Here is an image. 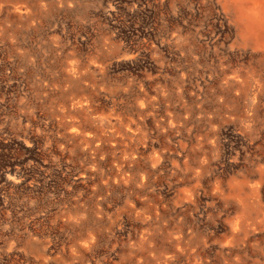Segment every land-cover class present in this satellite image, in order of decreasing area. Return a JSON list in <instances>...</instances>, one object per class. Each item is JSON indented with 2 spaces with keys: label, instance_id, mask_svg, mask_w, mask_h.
I'll use <instances>...</instances> for the list:
<instances>
[{
  "label": "rangeland",
  "instance_id": "1",
  "mask_svg": "<svg viewBox=\"0 0 264 264\" xmlns=\"http://www.w3.org/2000/svg\"><path fill=\"white\" fill-rule=\"evenodd\" d=\"M239 1L0 0V264H264V49ZM78 98L112 116L105 151L74 141Z\"/></svg>",
  "mask_w": 264,
  "mask_h": 264
},
{
  "label": "bare ground",
  "instance_id": "2",
  "mask_svg": "<svg viewBox=\"0 0 264 264\" xmlns=\"http://www.w3.org/2000/svg\"><path fill=\"white\" fill-rule=\"evenodd\" d=\"M218 1V0H217ZM237 1V0H236ZM231 2V1H230ZM222 5V4H221ZM226 6H228L227 5V3H226ZM230 6V5H229ZM227 8V7H226ZM231 8V7H230ZM236 9H237V11H238V16L240 17V18H242L243 20H244V27H243V33L245 34L242 38H244L246 41H250V42H253L254 43V45L256 46V47H259V48H263L264 49V0H241V1H239L238 3H236ZM206 11V10H205ZM226 12V11H225ZM224 12V13H225ZM236 12V11H235ZM229 13V12H228ZM228 13H226V14H228ZM231 14V13H230ZM234 14V13H233ZM232 22V21H231ZM238 25V24H237ZM237 29V28H236ZM239 37V36H238ZM218 38H219V36H218ZM240 38V37H239ZM238 39V38H237ZM241 40V39H240ZM243 40V39H242ZM231 41V40H230ZM236 41V40H235ZM237 42V41H236ZM239 42V41H238ZM233 43H235V42H233ZM241 43H243V42H241ZM187 44V43H186ZM236 45H238V44H236ZM241 45V44H240ZM252 46V45H251ZM187 47H189V45H187ZM224 47V46H223ZM182 49V48H181ZM217 49V48H216ZM218 50V49H217ZM243 50V49H242ZM216 51V50H215ZM219 51V50H218ZM254 51V50H253ZM190 52V51H189ZM214 52V51H213ZM217 52V51H216ZM215 53V52H214ZM252 53V52H251ZM222 54H224V53H222ZM230 54V53H229ZM261 54V53H260ZM257 55V54H256ZM189 57V56H188ZM220 57V56H219ZM255 57V56H254ZM187 58V57H186ZM217 58V57H216ZM221 58V57H220ZM259 58H261L260 56H259ZM259 58H258V60H259ZM157 59V58H156ZM249 59V58H248ZM210 60V59H209ZM215 60V59H214ZM263 60V59H262ZM217 61V60H216ZM223 61V60H222ZM253 61V60H252ZM261 61V60H260ZM163 62V61H162ZM227 62V61H226ZM236 62V61H235ZM241 62V61H240ZM254 62V64H255V62L256 61H253ZM193 63V62H192ZM218 63V62H217ZM261 63V62H260ZM210 64V63H209ZM245 64V63H244ZM247 64V63H246ZM253 64V65H254ZM211 65H212V63H211ZM214 65H216V64H214ZM228 65H229V63H228ZM240 65V64H239ZM243 65V64H242ZM241 65V66H242ZM250 65V64H249ZM261 65V64H260ZM263 65V64H262ZM188 66V65H187ZM191 66V65H190ZM193 66V65H192ZM189 67V66H188ZM225 67V66H224ZM244 67V66H243ZM252 67V66H251ZM210 68V67H209ZM244 68H246V67H244ZM260 68V67H259ZM188 69V68H187ZM190 69V68H189ZM225 69V68H224ZM230 69V68H229ZM238 69V68H237ZM237 69H236V71H237ZM241 69V68H240ZM243 69V68H242ZM264 69V68H263ZM192 70V69H191ZM222 70V69H221ZM227 70H228V67H227ZM219 71H220V69H219ZM218 71V72H219ZM235 71V70H234ZM238 71H239V69H238ZM256 71H258V70H256ZM210 72V71H209ZM208 72V73H209ZM238 73V72H237ZM183 74V73H182ZM210 74V73H209ZM217 75V74H216ZM242 75V73L240 74V76ZM218 76V75H217ZM238 77H240L239 75H237ZM242 76H244V75H242ZM161 77V76H160ZM211 77H213V76H211ZM228 77V76H227ZM150 79V78H149ZM165 79V78H164ZM179 79V78H178ZM181 79V78H180ZM170 80V79H169ZM183 80V79H182ZM183 81H185V80H183ZM176 82V81H175ZM182 82V81H181ZM158 83V82H157ZM185 83V82H184ZM190 83V82H189ZM181 84V83H180ZM183 85V84H182ZM198 86V85H197ZM201 86V85H200ZM173 87V86H172ZM181 87V86H180ZM183 87V86H182ZM239 87V86H238ZM153 88V87H152ZM161 88H163V87H161ZM198 88V87H197ZM207 88V87H206ZM263 88V87H262ZM124 89V88H123ZM164 89V88H163ZM172 89V88H171ZM218 89V88H217ZM224 89V88H223ZM222 89V90H223ZM239 89H240V87H239ZM261 89V88H260ZM133 90V89H132ZM144 90V89H143ZM142 90V88H141V91L142 92H144ZM229 90H232L231 88L229 89ZM164 91V90H163ZM181 91H183V90H181ZM224 91V90H223ZM237 91V90H236ZM262 91V90H261ZM260 91V92H261ZM126 92V91H125ZM171 92H172V90H171ZM220 92H222L221 90H220ZM227 92H228V90H227ZM229 92H231V91H229ZM191 93V92H190ZM218 93V92H217ZM31 94V93H30ZM170 94V93H169ZM173 94V93H172ZM194 94V93H193ZM159 95V94H158ZM167 95V97H168V94H166ZM183 95V94H182ZM191 95V94H190ZM198 95H200V94H198ZM216 95V94H215ZM224 95V94H223ZM258 95V94H257ZM171 96V95H170ZM170 96H169V98H170ZM189 96V95H188ZM229 96V95H228ZM231 96V95H230ZM236 96V95H235ZM184 97V96H183ZM224 97V96H223ZM232 97V96H231ZM80 98H82V97H80ZM80 98H78V100L76 101V104H79V106L80 107H82V108H69V113L70 114H74V115H76V116H79V118L81 117L82 118V120H80V121H78L77 123L76 122H72L70 125H71V127H72V130H71V134L73 135V137L75 138L74 139V141L76 142V143H78L79 141H80V143H78V144H80V145H85V146H87V147H89V149H91L92 148V146L94 145V143L95 142H97L98 143V145L94 148V152H102V151H105V147H103V145L105 144V142L107 141V136H106V134L107 133H112V131L111 130H109V129H115V130H118V128H117V126L115 125V123L114 122H112L111 120L113 119L112 118V116H109V117H107V115L106 116H99V118L101 119V121H100V125L99 126H97V125H95L94 124V122H95V120L91 117V114H87L86 113V111H89L90 112V110H89V108H91V101L89 100V99H80ZM175 98H177V97H175ZM199 99V101H200V98H198ZM237 99V98H236ZM148 100V99H147ZM175 100V99H174ZM178 100V99H177ZM192 100V99H191ZM194 100V99H193ZM221 100V99H220ZM240 100V99H239ZM256 100H257V98H256ZM75 101V100H74ZM135 101V100H134ZM162 101H163V99H162ZM161 101V102H162ZM186 101V100H185ZM222 101V100H221ZM71 102V101H70ZM146 100L145 101H142V102H140V108H143V107H145V106H148V105H145L146 104ZM177 102V101H176ZM192 102V101H191ZM220 102V101H219ZM73 103V102H72ZM159 103V102H158ZM171 103V102H170ZM180 103H181V100H180ZM148 104H149V102H148ZM178 104V103H177ZM187 104V103H186ZM202 104V103H201ZM206 104V103H205ZM257 104V103H256ZM118 105V104H117ZM155 105V104H154ZM175 105V104H174ZM190 105V104H189ZM192 105V104H191ZM190 105V106H191ZM194 105V104H193ZM207 105V104H206ZM255 105V104H254ZM259 105V104H258ZM138 105H136V107H137ZM172 106V105H171ZM197 106V105H196ZM243 106V105H242ZM125 107V106H124ZM135 107V108H136ZM159 107H160V105H159ZM159 107H158V109H159ZM194 107V106H193ZM226 107V106H225ZM224 107V108H225ZM62 108V107H61ZM148 108V107H147ZM178 108H180V107H178ZM202 108V107H201ZM228 108V107H227ZM232 108V107H231ZM151 109V108H150ZM157 109V108H156ZM165 109V108H164ZM174 109V108H173ZM188 109H189V107H188ZM143 110V109H142ZM175 110V109H174ZM154 111V110H153ZM170 111V110H169ZM176 111V110H175ZM186 111V110H185ZM198 111V110H197ZM206 111V110H205ZM135 112V111H134ZM145 112V111H144ZM224 112V111H223ZM91 113V112H90ZM132 113H133V111H132ZM157 113V112H156ZM165 113V112H164ZM175 113V112H174ZM184 113H186V112H184ZM184 113H182V114H184ZM134 114V113H133ZM144 114V113H143ZM178 114V113H177ZM199 114V113H198ZM69 115V114H68ZM166 115H167V113H166ZM176 115V114H175ZM180 115V114H179ZM179 115H178V117H179ZM208 115V114H207ZM140 117H141V115H139ZM138 116V117H139ZM181 116V115H180ZM185 116H187V115H185ZM201 116V115H200ZM203 116V115H202ZM210 116H211V114H210ZM264 116V115H263ZM158 117V116H157ZM173 117V116H172ZM120 118V117H119ZM176 118H177V116H176ZM230 118V117H229ZM107 119H109V120H107ZM155 119V118H154ZM164 119V118H163ZM170 119V118H169ZM175 119V118H174ZM187 119H189V118H187ZM167 120V119H166ZM133 121V120H132ZM157 121V120H156ZM137 122V121H136ZM144 122V121H143ZM190 122V121H189ZM188 122V123H189ZM126 123H127V121H126ZM156 123V122H155ZM165 123V122H164ZM167 123V122H166ZM176 123V122H175ZM208 123V122H207ZM120 124H121V122H120ZM137 124V123H136ZM135 124V125H136ZM173 124V123H172ZM193 124V123H192ZM191 124V125H192ZM174 125V124H173ZM183 125V124H182ZM213 125V124H212ZM248 125V124H247ZM93 126V127H92ZM146 126V125H145ZM158 126V125H157ZM162 126V125H161ZM109 128V129H105V128ZM143 127V126H142ZM138 128V127H137ZM141 128V127H140ZM183 128V127H182ZM243 128H244V126H243ZM156 129H158V128H156ZM171 129V128H170ZM176 129V128H175ZM188 129V128H187ZM190 129V128H189ZM106 130V131H105ZM126 130H128L129 132H131V133H136L137 131H134V129L132 128V125H127V128H126ZM192 131V130H191ZM160 133V132H159ZM164 133V132H163ZM117 134V133H116ZM146 134V133H145ZM258 134V133H257ZM146 136V135H145ZM152 136V135H151ZM188 136H189V134H188ZM195 136V135H194ZM121 137H123V136H121ZM138 137V136H137ZM147 137V136H146ZM154 137V136H153ZM166 137V136H165ZM193 137V136H192ZM150 138V137H149ZM155 138V137H154ZM194 138V137H193ZM196 138V137H195ZM159 139H161V138H159ZM166 139V138H165ZM149 140V139H148ZM122 141H124V140H122ZM133 141H135V139H133ZM143 141V140H142ZM168 141V140H167ZM183 141V140H182ZM103 142V143H102ZM151 142V141H150ZM102 143V146H100V144ZM149 143V142H148ZM159 143V142H158ZM186 143V142H185ZM114 144V143H113ZM132 144V143H131ZM143 145H144V143H142ZM142 144H140V145H142ZM120 145V144H119ZM122 145V144H121ZM151 145V144H150ZM212 145V144H211ZM123 146H124V144H123ZM136 146V145H135ZM154 146V145H153ZM193 146V145H192ZM125 147V146H124ZM129 148H130V146H128ZM148 147H149V145H148ZM182 147H184V145H182ZM86 148V147H85ZM185 148V147H184ZM192 148V147H191ZM214 148H216V147H214ZM140 149V148H139ZM186 149V148H185ZM189 149H190V147H189ZM161 150V149H160ZM163 150V149H162ZM208 150V149H207ZM144 151V150H143ZM181 151H182V149H181ZM192 151H194V150H192ZM148 152V151H147ZM166 152V151H165ZM164 152V153H165ZM183 152V151H182ZM114 153H115V151H114ZM181 153V152H180ZM179 153V154H180ZM132 154L134 155V156H136V157H134L133 158V162H134V166L135 167H137V161H138V158H137V155H138V152H133V150H132ZM131 154V155H132ZM113 155V154H112ZM141 155H143L142 153H141ZM140 155V156H141ZM186 155V154H185ZM184 155V156H185ZM157 156V155H156ZM160 156V155H159ZM206 156V155H205ZM260 156V155H259ZM216 157H217V155H216ZM113 158V157H112ZM129 158V154L126 152V150H121V155L120 156H118V159H117V161L119 162V166L121 165V168H124L122 171L120 170V171H118V173H115V176H114V178H115V180L116 179H118V178H120V179H127L129 176H131V175H134L135 176V174L134 173H131V170L130 169H128L127 170V168H128V164H127V159ZM186 158H187V156H186ZM188 159V158H187ZM192 159V158H191ZM255 159H257V158H255ZM141 160V159H140ZM147 160V159H146ZM165 160V159H164ZM163 160V161H164ZM207 160V159H206ZM144 161V160H143ZM160 161V160H159ZM186 160H184V162H185ZM203 161H205V160H203ZM261 161V160H260ZM153 162V161H152ZM162 162V161H161ZM188 162V161H187ZM252 162H253V160H252ZM257 162H259L258 160H257ZM263 162V161H262ZM114 163V162H113ZM178 163V162H177ZM246 163V162H245ZM184 164V163H183ZM187 164V163H186ZM185 164V165H186ZM252 164V163H251ZM96 165V164H95ZM114 165H116V164H114ZM148 165V164H147ZM179 165V164H178ZM188 165V164H187ZM71 166V165H70ZM105 167H106V165H104ZM193 166V165H192ZM204 166V165H203ZM253 166V165H252ZM260 166V165H259ZM117 167V166H116ZM145 167V166H144ZM174 167V166H173ZM202 167V166H201ZM209 166H207V168H208ZM86 168V167H85ZM180 168V167H179ZM253 168V167H252ZM201 169V168H200ZM203 169V168H202ZM210 169H211V167H210ZM248 169H249V167H248ZM246 170V169H245ZM100 171V170H99ZM98 171V172H99ZM187 171H189V169H187ZM242 171V170H241ZM255 171V170H254ZM174 172V171H173ZM203 172V171H202ZM244 172H246V171H244ZM253 172V171H252ZM260 172V171H259ZM172 173V172H171ZM200 173H201V171H200ZM182 174V173H181ZM210 174V173H209ZM243 174V173H242ZM253 174H254V172H253ZM102 175V174H101ZM144 175H145V173H144ZM183 175V174H182ZM249 175V174H248ZM261 175H263V174H261ZM234 176H236V175H234ZM243 176H245V175H243ZM242 176V177H243ZM251 176V175H250ZM253 176V175H252ZM259 176H260V174H259ZM146 178V177H145ZM192 178V177H191ZM202 178V177H201ZM245 178V177H244ZM249 178V177H248ZM262 178V177H261ZM106 179H107V177H106ZM155 179V178H154ZM190 179V178H189ZM188 179V180H189ZM254 179H256V178H254ZM258 179H260V178H258ZM114 180V181H115ZM160 180V179H159ZM215 180V179H214ZM85 181V180H84ZM145 181V180H144ZM144 181H142V182H144ZM238 181V180H237ZM262 181V180H261ZM105 182V181H104ZM239 182V181H238ZM242 182V181H241ZM127 183V182H126ZM192 183V182H191ZM200 183V182H199ZM230 183V182H229ZM244 183H246V182H244ZM257 183V182H256ZM116 184V183H115ZM195 184V183H194ZM209 184H210V182H209ZM240 184V183H239ZM105 185V184H104ZM241 185V184H240ZM261 186H262V184H260ZM185 186V185H184ZM199 186H200V184H199ZM231 186V185H230ZM255 186V185H254ZM141 187V186H140ZM221 187V186H220ZM233 187V186H232ZM83 188V187H82ZM189 188V187H188ZM192 188V187H191ZM211 188V187H210ZM215 188V187H214ZM213 188V189H214ZM246 188V187H245ZM245 188H240L239 190L238 189H234V190H231L230 189V191L232 192V194H238L239 195V193H241ZM258 187H256V189H257ZM249 189H251L250 191H251V193L253 194V192L255 193V191H254V189H253V186H250L249 187ZM151 190V189H150ZM248 190V189H247ZM95 191V190H94ZM108 191V190H107ZM155 191V190H154ZM196 191H198V189L196 190ZM114 192V191H113ZM203 192V191H202ZM201 192V193H202ZM184 193V192H183ZM204 193V192H203ZM226 193V192H225ZM250 193V194H251ZM111 194V193H110ZM195 194H197V193H195ZM231 194V193H230ZM249 194V195H250ZM258 194V193H257ZM129 195V194H128ZM243 195V194H242ZM247 195V194H246ZM190 196V195H189ZM194 196V195H193ZM219 196H221V195H219ZM248 196V195H247ZM255 196V195H254ZM80 197V196H79ZM225 197V196H224ZM238 197H240V196H238ZM186 198V197H185ZM192 198V197H191ZM217 198V197H216ZM221 198V197H220ZM226 198H227V196H226ZM256 198V197H255ZM229 199V198H228ZM245 199V198H244ZM243 199V200H244ZM221 201V200H220ZM242 201V200H241ZM127 202V201H126ZM157 202V201H156ZM177 202V201H176ZM216 202V201H215ZM230 202H234L233 200H231ZM259 202V201H258ZM64 203V202H63ZM179 203V202H178ZM182 203V202H181ZM241 203V202H240ZM255 203V202H254ZM176 204V203H175ZM183 204V203H182ZM262 204V203H261ZM226 205H229V204H226ZM233 205H235L234 203H233ZM81 206V205H80ZM134 206V205H133ZM180 206V205H179ZM261 206V205H260ZM262 206H263V204H262ZM64 207V206H63ZM108 207V206H107ZM130 207V206H129ZM184 207V206H183ZM237 208V207H236ZM253 209L251 208V204L248 202V201H246V199H245V201H243L242 202V204H241V211H242V215H241V217H243L244 215H247V214H249V212H250V214L251 215H253L254 216V214H255V212H253L254 214H252V211ZM178 211V210H177ZM234 211H235V209H234ZM233 211V212H234ZM257 211V210H256ZM61 212V211H60ZM97 212V211H96ZM237 212V211H236ZM62 213V212H61ZM137 214V213H136ZM143 214V213H142ZM156 214V213H155ZM158 214V213H157ZM123 215V214H122ZM137 216H139V215H137ZM141 216V215H140ZM155 216V215H154ZM259 216H260V214H259ZM135 217V216H134ZM170 217V216H169ZM255 217H257V215H255ZM106 218H108V217H106ZM121 218V217H120ZM110 219V218H109ZM117 219H119V218H117ZM122 219V218H121ZM169 219V218H168ZM182 219V218H181ZM230 219V218H229ZM242 219V218H241ZM247 219V218H246ZM146 220V219H145ZM248 220H250V219H248ZM255 220H256V218H255ZM90 221V220H89ZM143 221H144V219H143ZM241 221H243V220H241ZM246 221V220H245ZM257 221V220H256ZM183 222V221H182ZM235 222V221H234ZM238 222H240V221H238ZM263 222V221H262ZM241 223V222H240ZM248 223V222H247ZM252 223V222H251ZM257 223V222H256ZM182 224V223H181ZM234 224H236V223H234ZM255 224V223H254ZM258 224V223H257ZM78 225H79V223H78ZM238 225V224H237ZM81 226V225H80ZM83 226V225H82ZM155 226V225H154ZM177 227V226H176ZM178 227H179V225H178ZM184 227V226H183ZM74 228H76V227H74ZM163 229H165V228H163ZM195 229V228H194ZM246 229V228H245ZM253 229V228H252ZM179 231V230H178ZM246 231V230H245ZM260 231V230H259ZM143 232V231H142ZM183 232V231H182ZM192 231H190V233H191ZM235 232V231H234ZM241 232V231H240ZM170 233V232H169ZM188 233V232H187ZM244 233V232H243ZM88 234V233H87ZM181 234V233H180ZM235 234V233H234ZM146 235V234H145ZM167 235H168V233H167ZM197 235H198V233H197ZM232 235V234H231ZM237 235V234H236ZM155 236V235H154ZM174 236V235H173ZM181 236V235H180ZM184 236V235H183ZM194 236V235H193ZM199 236V235H198ZM235 236V235H234ZM149 237V236H148ZM191 237V236H190ZM201 237V236H200ZM139 238V237H138ZM143 238V237H142ZM146 238V237H145ZM144 238V239H145ZM181 238V237H180ZM204 238V237H203ZM239 238V237H238ZM93 239H94V235H89L87 238H86V241H88V242H92L93 241ZM170 239V238H169ZM177 239H179V238H177ZM240 239V238H239ZM206 240V239H205ZM148 241V240H147ZM207 241V240H206ZM244 241V240H243ZM188 242V241H187ZM202 242V241H201ZM144 243V242H143ZM149 243V242H148ZM161 243V242H160ZM177 243V242H176ZM233 243V242H232ZM249 244V243H248ZM257 244H259V243H257ZM189 245V244H188ZM200 245V244H199ZM203 245V244H202ZM228 245V244H227ZM236 245V244H235ZM244 245V244H243ZM187 246V245H186ZM233 246V245H232ZM237 246V245H236ZM144 247V246H143ZM142 247V248H143ZM150 247H151V245H150ZM177 247V246H176ZM203 247V246H202ZM201 248V247H200ZM254 248H256V247H254ZM172 249V248H171ZM241 249V248H240ZM252 249V248H251ZM257 250H258V248H256ZM187 250V249H186ZM230 250V249H229ZM204 251V250H203ZM258 253V252H257ZM147 254V253H146ZM145 254V255H146ZM191 254V253H190ZM235 254V253H234ZM124 255V254H123ZM148 255V254H147ZM228 255V254H227ZM243 255H245V254H243ZM247 255V254H246ZM122 256V255H121ZM120 256V257H121ZM128 256V255H127ZM134 256V255H133ZM133 256H132V258H133ZM160 256V255H159ZM158 256V257H159ZM175 256H176V254H175ZM198 256H200V255H198ZM226 256V255H225ZM237 256V255H236ZM119 257V258H120ZM123 257V256H122ZM131 257V256H130ZM152 257V256H151ZM189 257V256H188ZM220 257H221V255H220ZM239 257V256H238ZM157 258V257H156ZM160 258V257H159ZM166 258V257H165ZM190 258H191V255H190ZM227 258V257H226ZM240 258V257H239ZM239 258H237V259H239ZM248 258V257H247ZM263 258V257H262ZM171 259V258H170ZM173 259V258H172ZM198 259V258H197ZM201 259V258H200ZM229 259V258H228ZM227 259V260H228ZM236 259V260H237ZM144 260V259H143ZM142 260V261H143ZM154 260V259H153ZM183 260V259H182ZM241 260V259H240ZM120 261V260H119ZM138 261V260H137ZM149 261V260H148ZM158 261V260H157ZM180 261V260H179ZM186 261V260H185ZM192 261V260H191ZM202 261V260H201ZM207 261V260H206ZM233 261V260H232ZM257 261V260H256ZM264 261V260H263ZM166 262V261H165ZM181 262V261H180ZM188 262H189V260H188ZM231 262V261H230ZM237 262V261H236ZM241 262V261H240ZM253 262V261H252ZM129 263V262H128ZM172 263V262H171ZM175 263V262H174ZM234 263V262H233ZM257 263V262H256ZM262 263V261L260 262V264ZM116 264V263H115ZM166 264V263H165ZM211 264V263H210ZM232 264V263H231Z\"/></svg>",
  "mask_w": 264,
  "mask_h": 264
}]
</instances>
